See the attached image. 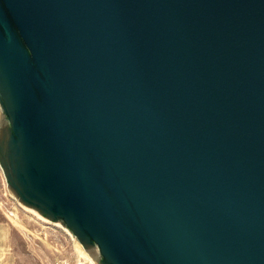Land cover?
<instances>
[{"label": "water", "instance_id": "water-1", "mask_svg": "<svg viewBox=\"0 0 264 264\" xmlns=\"http://www.w3.org/2000/svg\"><path fill=\"white\" fill-rule=\"evenodd\" d=\"M0 168L99 264H264V0H0Z\"/></svg>", "mask_w": 264, "mask_h": 264}, {"label": "rangeland", "instance_id": "rangeland-1", "mask_svg": "<svg viewBox=\"0 0 264 264\" xmlns=\"http://www.w3.org/2000/svg\"><path fill=\"white\" fill-rule=\"evenodd\" d=\"M82 248L60 222L15 199L0 168V264H99Z\"/></svg>", "mask_w": 264, "mask_h": 264}, {"label": "built area", "instance_id": "built-area-1", "mask_svg": "<svg viewBox=\"0 0 264 264\" xmlns=\"http://www.w3.org/2000/svg\"><path fill=\"white\" fill-rule=\"evenodd\" d=\"M9 214H11V215H12V212H11V211H9Z\"/></svg>", "mask_w": 264, "mask_h": 264}, {"label": "bare ground", "instance_id": "bare-ground-1", "mask_svg": "<svg viewBox=\"0 0 264 264\" xmlns=\"http://www.w3.org/2000/svg\"><path fill=\"white\" fill-rule=\"evenodd\" d=\"M34 210V209H33ZM35 211V210H34ZM83 249V248H82ZM83 252V251H82ZM90 261V260H89Z\"/></svg>", "mask_w": 264, "mask_h": 264}]
</instances>
